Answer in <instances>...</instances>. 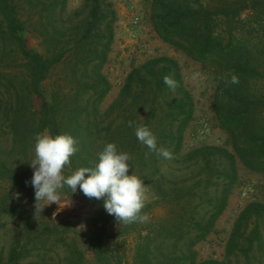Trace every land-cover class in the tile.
<instances>
[{"label":"trees","instance_id":"1","mask_svg":"<svg viewBox=\"0 0 264 264\" xmlns=\"http://www.w3.org/2000/svg\"><path fill=\"white\" fill-rule=\"evenodd\" d=\"M238 5L235 0L151 1V22L158 36L217 76L213 111L227 141L191 148L185 146L184 136L195 103L179 64L169 57L151 59L132 70L118 96L103 107L111 90L103 69L116 22L108 0H83L76 10L68 0H0V154L7 156L0 159V180L12 188L0 205L2 213L12 209L5 208L9 199L23 201L28 193L26 197L35 200L30 166L35 136L45 130L67 133L75 138L77 151L65 175L93 167L98 152L110 142L130 154L129 174L135 170L150 196L142 209L148 219L124 224L119 232L137 235L136 264H264V44L238 39ZM27 36L42 41L39 50L28 47ZM165 76L175 81V88L164 83ZM141 124L155 134L158 147L172 153L170 159L138 141L135 127ZM240 167L257 174L263 185L240 212L224 258L199 261L195 247L209 237L226 211ZM61 196L93 202L100 218L94 219L96 228L108 231L102 199L79 190L73 193L67 186ZM157 205L170 218L150 217ZM20 219L28 227L36 225L32 215ZM97 229L92 263L122 264L114 250L101 252L103 237ZM61 236L51 235L48 242L55 246L50 248L43 246V236H26L23 246L10 249L8 264H22L27 258L28 238L42 244L40 254L54 251L57 244L65 247V264L91 263L83 250L73 249L74 242Z\"/></svg>","mask_w":264,"mask_h":264},{"label":"rangeland","instance_id":"2","mask_svg":"<svg viewBox=\"0 0 264 264\" xmlns=\"http://www.w3.org/2000/svg\"><path fill=\"white\" fill-rule=\"evenodd\" d=\"M151 1L108 0L112 5V10L116 13V22L108 64L103 69V73L111 83V90L103 107H108L118 96L132 70L143 67L151 59L169 57L179 64L184 85L187 91L191 93L195 103L193 120L185 131V146L192 148L200 145H225L227 134L219 127L213 111V100L218 86L216 74L206 66L176 50L158 36L151 22ZM235 1L239 3L240 6L238 5L237 8L239 7L241 12V19L235 27L236 33L239 35L238 39L241 41L250 40L253 44L263 45L264 0ZM82 2L83 0H68V5L71 10H76ZM255 3L258 5H254ZM251 7L252 9H250ZM253 7H257L258 10L255 11ZM26 41L28 47L34 50H39L40 44H42L41 40H36L31 36H27ZM49 88V83L45 82L43 89L48 92ZM6 157L0 154L1 160ZM31 174L33 175L32 172ZM262 185L263 181L257 174L240 167L238 185L229 200L226 211L217 221L209 237L195 247L199 261L222 260L224 258L226 242L240 212L255 198V194L259 192ZM11 190V185L5 180H0V205L6 196L12 192ZM27 194H23V201L9 199L5 208L10 206L12 209L8 208L5 213L0 210V264H8L10 249L15 245L23 246L27 240L26 236H32V238L39 235L43 236V240H47L43 246L50 248V246L54 247L55 245L52 244L53 242L49 243L48 240H53L51 235L57 233L69 240V243L74 242L72 248L83 250L89 262L91 261L90 264H94L92 257L95 255V249L98 246L97 239L94 238L97 229L94 219L99 218V216H96L98 210L93 202L84 198L64 196L65 204L70 202L68 206L63 207L64 204H62L61 207L63 208L61 209L59 204L53 203L43 209L44 202H42V210L36 212L35 200L32 201L30 196L27 198ZM149 201L150 196L147 194L145 202ZM28 214L34 217L36 224L34 227H28L26 222L20 219V217H27ZM150 217L167 219L170 218V215L164 207L157 205L154 206ZM104 218L109 221L108 231L97 229V234H102L103 237L101 252L114 250L122 257V264H136L134 255L136 254L137 235L119 233L125 225H120L115 217L108 214L107 211ZM113 220L116 222L115 228H112ZM28 240L31 243L30 252L22 264L66 263L61 262L65 247L57 244L58 248H55L54 251L49 250V253L40 254L41 249L39 248L42 244L35 239L28 238Z\"/></svg>","mask_w":264,"mask_h":264},{"label":"clouds","instance_id":"3","mask_svg":"<svg viewBox=\"0 0 264 264\" xmlns=\"http://www.w3.org/2000/svg\"><path fill=\"white\" fill-rule=\"evenodd\" d=\"M164 83L169 88H175V81L165 76ZM236 83L237 78L232 77ZM138 141L149 149L156 151L164 158L170 159L172 153L163 147H158L157 138L151 129L144 124L135 127ZM35 157L30 162L34 169L31 184L35 192L36 212L53 203L62 209L68 206L61 191L67 186L73 193L81 191L89 198L103 200V207L108 214L122 224L144 222L148 219L142 214L147 199V189L143 179L135 170L129 174L131 164L130 154L119 151L115 143H107L97 154V162L93 167H80L70 175L64 174L70 158L76 153V140L71 134H50L47 130L35 136ZM64 204L63 207L61 205Z\"/></svg>","mask_w":264,"mask_h":264}]
</instances>
